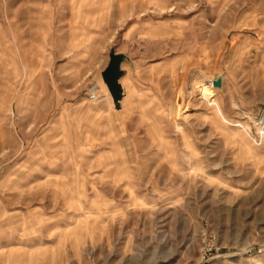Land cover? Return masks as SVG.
Wrapping results in <instances>:
<instances>
[{
	"label": "rangeland",
	"instance_id": "1",
	"mask_svg": "<svg viewBox=\"0 0 264 264\" xmlns=\"http://www.w3.org/2000/svg\"><path fill=\"white\" fill-rule=\"evenodd\" d=\"M263 111L264 0H0V264H264Z\"/></svg>",
	"mask_w": 264,
	"mask_h": 264
},
{
	"label": "water",
	"instance_id": "2",
	"mask_svg": "<svg viewBox=\"0 0 264 264\" xmlns=\"http://www.w3.org/2000/svg\"><path fill=\"white\" fill-rule=\"evenodd\" d=\"M127 57L122 53H115L113 49L109 52V62L106 68L102 71V78L105 82L108 91L111 95L112 102L116 109L120 108V101L123 97V90L119 83V78L122 75V69L120 64L123 61H127ZM211 85L217 89L222 86V76L217 74L214 79L211 80Z\"/></svg>",
	"mask_w": 264,
	"mask_h": 264
},
{
	"label": "built area",
	"instance_id": "3",
	"mask_svg": "<svg viewBox=\"0 0 264 264\" xmlns=\"http://www.w3.org/2000/svg\"><path fill=\"white\" fill-rule=\"evenodd\" d=\"M98 98V94L96 93V89L95 87H93L90 91H89V99L91 101H94Z\"/></svg>",
	"mask_w": 264,
	"mask_h": 264
},
{
	"label": "bare ground",
	"instance_id": "4",
	"mask_svg": "<svg viewBox=\"0 0 264 264\" xmlns=\"http://www.w3.org/2000/svg\"><path fill=\"white\" fill-rule=\"evenodd\" d=\"M105 96H106V97L109 96V93H108L107 90L105 91ZM260 123H262V125H263V131H264V111H263L262 118L260 119Z\"/></svg>",
	"mask_w": 264,
	"mask_h": 264
},
{
	"label": "crops",
	"instance_id": "5",
	"mask_svg": "<svg viewBox=\"0 0 264 264\" xmlns=\"http://www.w3.org/2000/svg\"><path fill=\"white\" fill-rule=\"evenodd\" d=\"M262 259V258H261ZM263 260V259H262Z\"/></svg>",
	"mask_w": 264,
	"mask_h": 264
}]
</instances>
